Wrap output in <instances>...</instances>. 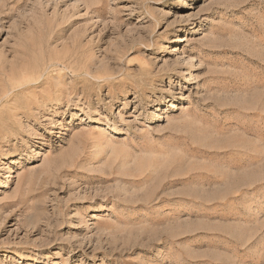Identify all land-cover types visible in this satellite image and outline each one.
I'll return each instance as SVG.
<instances>
[{"label": "rangeland", "instance_id": "1", "mask_svg": "<svg viewBox=\"0 0 264 264\" xmlns=\"http://www.w3.org/2000/svg\"><path fill=\"white\" fill-rule=\"evenodd\" d=\"M0 264H264V0H0Z\"/></svg>", "mask_w": 264, "mask_h": 264}]
</instances>
